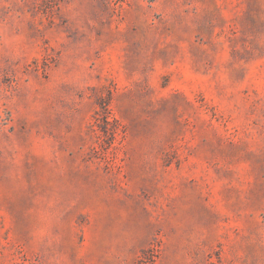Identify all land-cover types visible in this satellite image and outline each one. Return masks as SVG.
I'll list each match as a JSON object with an SVG mask.
<instances>
[{
    "label": "rangeland",
    "instance_id": "1",
    "mask_svg": "<svg viewBox=\"0 0 264 264\" xmlns=\"http://www.w3.org/2000/svg\"><path fill=\"white\" fill-rule=\"evenodd\" d=\"M0 264H264V0H0Z\"/></svg>",
    "mask_w": 264,
    "mask_h": 264
}]
</instances>
